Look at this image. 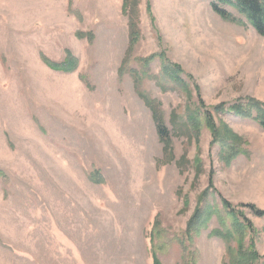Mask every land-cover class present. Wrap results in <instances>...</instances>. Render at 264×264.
I'll use <instances>...</instances> for the list:
<instances>
[{
    "label": "rangeland",
    "instance_id": "1",
    "mask_svg": "<svg viewBox=\"0 0 264 264\" xmlns=\"http://www.w3.org/2000/svg\"><path fill=\"white\" fill-rule=\"evenodd\" d=\"M131 1L0 0V264H236L228 209L264 264V130L232 111L264 104V37L212 0ZM163 59L188 89L156 80ZM196 109L242 153L223 160L205 124L177 133Z\"/></svg>",
    "mask_w": 264,
    "mask_h": 264
},
{
    "label": "trees",
    "instance_id": "2",
    "mask_svg": "<svg viewBox=\"0 0 264 264\" xmlns=\"http://www.w3.org/2000/svg\"><path fill=\"white\" fill-rule=\"evenodd\" d=\"M132 5L133 2L131 0H124L123 7L125 10H129ZM212 8L225 21L237 23L243 26H251L257 31L258 34L264 37V0H212ZM230 9L235 11L237 13V16ZM130 25L131 42L133 44L138 40L139 36L138 30L136 29L134 17H130ZM154 59L155 56L149 58L148 60L151 62ZM148 60H142V63L140 62V71L135 69L129 71L132 78L136 81L137 88H140V81L142 80V78L150 72V64L148 63ZM66 62L68 64L52 65V67L59 70H68V66H73L74 68L76 67L74 58L70 57V59L66 60ZM123 71L124 70H122V72ZM183 73L184 71L179 65H175L172 62L163 59L161 73L159 74V76H156V80H160L158 82L166 89H170L169 87H183L185 89H188L187 83L181 78V75ZM164 79L166 81L165 83H163ZM169 84H171L172 86ZM196 90L197 92L199 91L198 88H196ZM190 99H192V94H190ZM147 102L148 107L152 111L159 138L164 143L166 152L171 153V132L169 131L166 124L163 122L160 111L154 105V101L148 98ZM232 111L243 119L254 120L264 130V104L249 99L247 104L240 103L234 105L232 107ZM177 119L179 120V123L177 121H175L174 123V129H178L176 132L179 134L184 133V135L190 133L192 137L193 134L197 132L199 125H207L213 134V142H215L216 144L223 143V160L229 161L233 155H239L242 153L238 136L233 134V132L225 124L220 123V125H217L213 120V117L210 112L207 111L201 113L198 109H196L194 112L192 111L191 113L189 111L187 114V118L184 119L183 122L178 116ZM181 160L185 162L188 161L186 156H183ZM196 165L202 166V162L198 160ZM201 166L196 167L200 168ZM200 171L201 170H198V173H200ZM249 208L253 209L256 215L264 216V211H260L254 206H249ZM228 211L231 215H234L236 222L231 226V228H229V233H227L225 237H227V239L235 240L237 247H232L228 249L229 252L227 254V257L229 259V255L232 256L233 252H235L237 254L236 264H253L259 258L258 254L254 251L253 248H251L250 252L246 256H241L238 254L241 251H244V240L245 236L247 235L248 225L241 223L242 215L234 214L229 209Z\"/></svg>",
    "mask_w": 264,
    "mask_h": 264
}]
</instances>
